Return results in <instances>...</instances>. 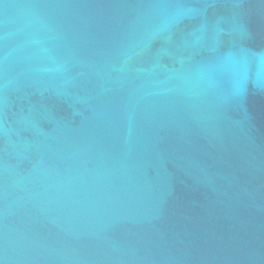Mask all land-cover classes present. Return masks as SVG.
Instances as JSON below:
<instances>
[{"label":"water","instance_id":"1","mask_svg":"<svg viewBox=\"0 0 264 264\" xmlns=\"http://www.w3.org/2000/svg\"><path fill=\"white\" fill-rule=\"evenodd\" d=\"M0 264H264V0H0Z\"/></svg>","mask_w":264,"mask_h":264}]
</instances>
